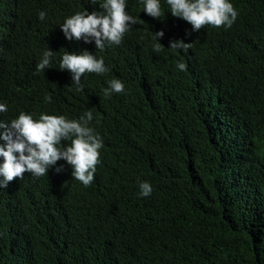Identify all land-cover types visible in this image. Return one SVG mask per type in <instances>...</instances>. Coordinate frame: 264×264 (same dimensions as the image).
Here are the masks:
<instances>
[{"label":"trees","instance_id":"16d2710c","mask_svg":"<svg viewBox=\"0 0 264 264\" xmlns=\"http://www.w3.org/2000/svg\"><path fill=\"white\" fill-rule=\"evenodd\" d=\"M103 2L0 0V122L91 111L103 143L88 186L61 159L0 187V264H264V0H229L232 26L199 31L167 0L159 18L126 0L137 23L119 45L69 41L65 19ZM85 50L108 71L77 91L60 64ZM113 79L124 91L105 95Z\"/></svg>","mask_w":264,"mask_h":264},{"label":"clouds","instance_id":"9594fccd","mask_svg":"<svg viewBox=\"0 0 264 264\" xmlns=\"http://www.w3.org/2000/svg\"><path fill=\"white\" fill-rule=\"evenodd\" d=\"M167 4L171 14L190 24L193 31H199L205 25L230 28L238 15L229 0H167ZM126 7V0H104L100 4L103 11L77 12L65 19L61 30L69 41L75 39L90 43L94 40L97 49L102 50L106 42L119 45L130 25L137 23L127 13ZM144 11L153 18H159L162 14L159 0H144ZM45 15L42 11L39 18L44 20ZM163 35L164 32L160 31L153 37L157 41L156 51L163 47L157 39ZM170 47L187 51L191 44L182 40L172 41ZM52 54L50 50L44 52L38 70L49 66ZM177 67L185 70L186 65L180 63ZM60 69L72 73V84L77 91L82 90L81 77L86 72L103 74L108 71L103 58L97 59L86 50L80 54L66 52L62 56ZM108 83L105 95L124 91V84L119 79ZM6 111V105L0 103V112ZM85 116L86 119L81 117L79 120H68L62 115L41 113L38 119H34L33 115L20 112L18 118L10 123L0 122V139L6 142L0 145V157L3 158L0 164V177H3L0 187H7L9 182L22 178L25 172L43 176L61 159L72 167V177L88 186L94 180L96 166L100 163L99 150L103 143L99 135L88 127L93 118L92 112L88 111ZM62 141L70 143L65 145ZM56 171H62V166ZM140 190L141 195L147 197L152 192V186L149 182H142Z\"/></svg>","mask_w":264,"mask_h":264}]
</instances>
